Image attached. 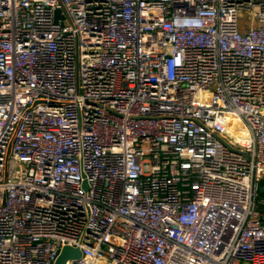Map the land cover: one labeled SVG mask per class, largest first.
<instances>
[{"label": "built area", "instance_id": "2783aa9c", "mask_svg": "<svg viewBox=\"0 0 264 264\" xmlns=\"http://www.w3.org/2000/svg\"><path fill=\"white\" fill-rule=\"evenodd\" d=\"M263 180L264 0H0V264H264Z\"/></svg>", "mask_w": 264, "mask_h": 264}, {"label": "water", "instance_id": "95a60500", "mask_svg": "<svg viewBox=\"0 0 264 264\" xmlns=\"http://www.w3.org/2000/svg\"><path fill=\"white\" fill-rule=\"evenodd\" d=\"M264 187H260L259 192H262ZM81 256V250L78 247L65 245L60 249V252L53 264H66L69 259H76Z\"/></svg>", "mask_w": 264, "mask_h": 264}, {"label": "rangeland", "instance_id": "374dc122", "mask_svg": "<svg viewBox=\"0 0 264 264\" xmlns=\"http://www.w3.org/2000/svg\"><path fill=\"white\" fill-rule=\"evenodd\" d=\"M254 23L252 13L248 10H241L238 14V27L241 31L247 28V26ZM262 186L264 187V180L262 181ZM261 197H264V192H261Z\"/></svg>", "mask_w": 264, "mask_h": 264}, {"label": "trees", "instance_id": "16d2710c", "mask_svg": "<svg viewBox=\"0 0 264 264\" xmlns=\"http://www.w3.org/2000/svg\"><path fill=\"white\" fill-rule=\"evenodd\" d=\"M262 192H264V190ZM259 196L261 197V192H260ZM262 198H264V197H262Z\"/></svg>", "mask_w": 264, "mask_h": 264}]
</instances>
